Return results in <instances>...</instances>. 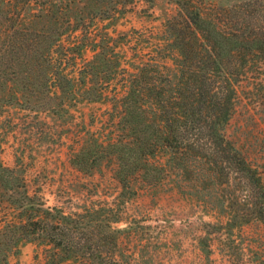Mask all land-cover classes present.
Wrapping results in <instances>:
<instances>
[{
    "label": "trees",
    "instance_id": "16d2710c",
    "mask_svg": "<svg viewBox=\"0 0 264 264\" xmlns=\"http://www.w3.org/2000/svg\"><path fill=\"white\" fill-rule=\"evenodd\" d=\"M72 1L12 0L11 9L2 11L0 90L14 87L8 101L59 115L67 103L102 100L104 88L120 81L121 94L111 96L116 133L106 143L93 138L76 152L71 163L77 170L92 174L112 158L122 202L141 186L172 176L181 192L224 214L229 232L253 221L264 224V179L226 135L237 85L248 71L264 72V0H176L177 11L164 24L160 57L142 58L130 70L123 66L120 42L106 32L89 43L93 55L77 77L65 69L81 57L83 41L58 43L63 34L82 33L70 21ZM19 4L30 10V21ZM106 14L97 8L91 18ZM173 54L171 75L159 58ZM0 199L9 210L0 223V264L32 241L45 245L44 264H120L121 231L113 227L120 221L118 207L65 213L47 206L29 193L20 171L1 161Z\"/></svg>",
    "mask_w": 264,
    "mask_h": 264
},
{
    "label": "rangeland",
    "instance_id": "374dc122",
    "mask_svg": "<svg viewBox=\"0 0 264 264\" xmlns=\"http://www.w3.org/2000/svg\"><path fill=\"white\" fill-rule=\"evenodd\" d=\"M216 1L226 5L237 0H203L202 4ZM11 4L12 0H0V21L2 11L11 9ZM69 5L70 21L78 22L83 27L82 33L63 34L58 43L65 46L74 41L84 43L81 57L75 58L72 65L70 61L65 69L73 77H77L82 63L93 55L91 40L106 32L120 42L118 50L126 61L123 66L130 70L142 58L152 54L160 57L165 21L178 8L176 0L152 3L74 0ZM32 7L33 1L29 8ZM97 8L109 14L92 19ZM27 9H23V16L30 21V10L24 12ZM81 11L84 15L79 20ZM64 21V18L58 20ZM174 57L175 54L159 58L171 75ZM120 83L113 81L106 86L105 97L100 101L67 103L66 111L59 115L36 112L8 101L14 87L9 92L0 90L2 164L21 172L30 194L38 195L47 206L59 207L65 213L100 204L118 207L120 221L113 227L121 231L116 256L120 264H264V224L253 221L229 232L224 227V214L209 210L202 201L181 192L172 176L153 186H141L136 195L122 202L118 200L120 185L114 176L112 158H105L92 174L80 172L71 163L72 156L93 138L106 143L114 137L117 117L111 96L121 94ZM226 135L264 179V72L261 70L248 71L237 85L236 106L226 126ZM6 211L8 205L0 199V223ZM45 249L41 243L24 242L19 245L18 253L9 257L8 264H44Z\"/></svg>",
    "mask_w": 264,
    "mask_h": 264
}]
</instances>
